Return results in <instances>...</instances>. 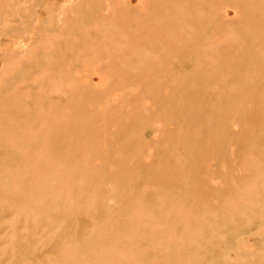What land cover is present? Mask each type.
I'll list each match as a JSON object with an SVG mask.
<instances>
[{"label": "rangeland", "instance_id": "rangeland-1", "mask_svg": "<svg viewBox=\"0 0 264 264\" xmlns=\"http://www.w3.org/2000/svg\"><path fill=\"white\" fill-rule=\"evenodd\" d=\"M0 264H264V0H0Z\"/></svg>", "mask_w": 264, "mask_h": 264}]
</instances>
